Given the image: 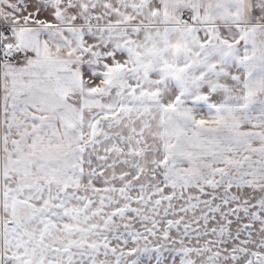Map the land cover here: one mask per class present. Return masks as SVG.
I'll return each mask as SVG.
<instances>
[{
  "label": "snow or ice",
  "instance_id": "6c2138e0",
  "mask_svg": "<svg viewBox=\"0 0 264 264\" xmlns=\"http://www.w3.org/2000/svg\"><path fill=\"white\" fill-rule=\"evenodd\" d=\"M0 264H264V0H0Z\"/></svg>",
  "mask_w": 264,
  "mask_h": 264
}]
</instances>
